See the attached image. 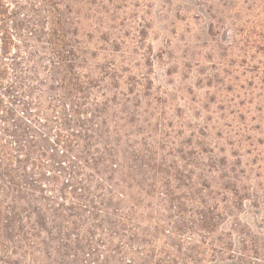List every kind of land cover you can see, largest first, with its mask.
I'll return each mask as SVG.
<instances>
[{"label":"rangeland","instance_id":"rangeland-1","mask_svg":"<svg viewBox=\"0 0 264 264\" xmlns=\"http://www.w3.org/2000/svg\"><path fill=\"white\" fill-rule=\"evenodd\" d=\"M68 2L79 12L83 40L94 53L90 65H96V85L75 94L84 112L81 123L58 84L44 74L42 82L27 80L31 93L0 87V138L25 158L16 141L24 128L36 135L37 147L53 145L62 134L73 148L62 144L52 151L67 154L63 166L79 165L77 178L95 207L74 198L68 174L64 184L38 182V170L28 163L18 176L21 193L0 177V202L12 204L17 195L23 205L17 214L24 226L16 233L30 236L35 227L44 228L34 238L36 250L27 259L13 255L15 262L244 264L242 238L264 232V55L245 51L244 27L253 19L248 1ZM23 55L20 61L32 74ZM7 62L5 82L16 84V66ZM114 73L146 78L148 87L114 86ZM42 96L44 105L25 106ZM3 117L10 118L17 137L3 132L10 126ZM206 202L220 206L215 234L230 242L219 258L211 257L209 239L195 224ZM60 204L79 212L72 218L77 228L54 215ZM66 229L70 239L62 237ZM198 246L205 252L199 259L193 255Z\"/></svg>","mask_w":264,"mask_h":264},{"label":"trees","instance_id":"trees-1","mask_svg":"<svg viewBox=\"0 0 264 264\" xmlns=\"http://www.w3.org/2000/svg\"><path fill=\"white\" fill-rule=\"evenodd\" d=\"M246 1L250 4L247 9L251 11L249 12L253 19L249 20V26L244 27L247 29L244 38H242L243 44L246 46L245 51H250V56H253L254 52L264 55V0ZM79 20V12L74 10L68 0H0V87L9 91H16L17 88H20L31 93L28 91L30 86L27 84V80L42 82L41 76L46 74L48 80L58 84L60 96L68 101L67 104L73 105L76 120L81 123L80 113L84 112L79 109L80 104L74 99L75 94L84 93L96 85V77L92 74L96 70V65H90L94 53L87 48V44L83 40ZM23 54L27 55L26 58L33 65L32 74H28V68L25 67L24 62L20 61L25 59ZM9 59L16 66L12 70L16 72L18 80L16 84L7 85L5 80L11 73L10 63L7 62ZM84 70H87L89 74L86 75ZM109 81L114 86L126 84L131 90H140V86L148 87L146 78L130 76L125 79L117 73H114ZM44 101L42 96L39 97L38 102L25 103V106L37 103L44 105ZM9 119L8 117L2 118L3 121L10 124L3 128V132L6 135L17 137L19 131L11 128ZM22 131H24V135L16 140L19 143L17 151L21 155H25V158L15 156L12 153V146L0 138V177L9 179L11 189L21 193L22 183L18 176L30 163L34 170H38L37 173L42 178L38 182L49 179L53 184H64L62 177L64 174H68L67 179L72 181L71 185L74 186L77 193L74 198L82 201L83 204L95 207L86 193V186L77 178L79 165L74 163L65 167L62 162L67 160V154L53 152L57 149L56 147L62 144L67 151H70L73 144L63 139L62 134H59L53 145L37 147L36 135L31 129L24 128ZM47 157L54 163H46L44 158ZM109 168V165H105L104 172ZM40 169L42 171L39 172ZM49 172L53 173L51 178L47 177ZM30 187H33V182L30 183ZM35 188L41 189L40 184H36ZM79 188L84 189L85 192L78 193ZM62 197L67 199V196ZM19 199V196L14 195L12 204H8L5 200L0 202V255H3V258H0V264H18L13 259L15 254H20L27 259L38 247L34 238H40L44 231L43 227H35L34 233L32 232L30 236L21 232L16 233L24 226L17 214L18 208L23 207ZM24 201L27 199L24 198ZM60 205L61 208L53 209L54 215L66 225L76 227L78 222L72 218L79 217V212H68L73 209L65 204ZM203 207L197 212L198 217L195 224L204 233L198 232V234L205 240L209 239L208 245H211L210 249L213 251L211 257L216 258L225 253V250L230 246V242L225 237L215 234L223 213L218 212L220 206L217 203L206 202ZM175 227L178 231H182V225L177 224ZM61 232L63 238L70 239L68 229ZM260 233L261 235L258 236L245 234L242 238L239 256L244 264H264V232ZM52 238L56 237L52 235ZM86 247L94 249L90 242L86 243ZM193 255L199 259L200 256L205 255V252H200L198 246Z\"/></svg>","mask_w":264,"mask_h":264}]
</instances>
